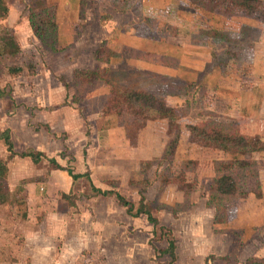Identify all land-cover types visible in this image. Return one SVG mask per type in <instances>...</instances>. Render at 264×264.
I'll return each mask as SVG.
<instances>
[{"label":"rangeland","instance_id":"1","mask_svg":"<svg viewBox=\"0 0 264 264\" xmlns=\"http://www.w3.org/2000/svg\"><path fill=\"white\" fill-rule=\"evenodd\" d=\"M7 1L13 4L18 11L15 14L23 10V14H27L29 20L28 9L32 0ZM50 1L53 3L52 0ZM201 1L86 0L83 15L79 6L75 20L70 18L60 20L62 31L58 41L63 47L61 52L52 53L46 50L38 39L35 40V36L32 40L28 39L24 50L17 58L0 63V76L4 74L2 86H4L5 93L16 92L17 97H22L21 102L28 104H33L35 101L28 99L30 95L43 94L45 96L51 93L55 104L67 105L68 109L78 111L85 119L89 139L92 137L97 139V136L102 135L98 129H109L119 124L125 127L126 132L128 131L132 144L141 142L140 144L145 146L149 157L155 152L159 155L150 157L137 169L130 168L127 164L121 166L124 175L127 178L130 177L127 188L116 189L119 188L117 180H113L112 184L106 183L107 186L100 183V180L98 183L99 186L104 187L102 189L125 192L124 196L135 200L137 206L141 197L139 192L147 188L145 197L153 210V215L159 220V227L170 230V237L167 236L166 230L154 228L152 224H149L146 217H141V221L138 220L141 227L139 230L133 232L136 226L128 227L126 235H133L138 238L139 243H144L136 249L140 252L149 251L153 255L151 260L154 264H170V257L161 253L168 247L169 238L175 240L176 252L180 254L174 264H187L186 254L190 251L197 252L198 256H201L200 251H205L202 247L208 246L214 251L218 249H220L219 252L225 251L226 244L219 248L222 236L229 237V249H227L226 256L210 254L205 257V263L210 258L213 264H226V262L238 264L240 252L250 255L254 252V246L263 245L264 247V228H247V230L240 228L243 221H240L238 210L241 206H249V201L242 202L238 195L220 197L214 193L213 179L217 174L213 161L234 162L236 161L235 155L228 157L218 151L202 150L198 143L199 139L193 136L191 139L190 132L182 128L174 158L171 161L161 162L160 151L164 142L166 144L167 141L164 133L154 132L153 129L141 133L143 130H140L141 122L136 120L118 122L110 119L104 122L105 120L102 119L104 117L102 107L107 104L108 100L116 99L119 96L118 93H127L137 88L159 96L160 94L165 95L171 104L183 107L188 115L184 118V123L189 122L211 132L220 131L228 135L250 138L248 137L251 135L249 125L253 122L240 121L236 115V102L228 110L224 109L226 105L224 100L222 101L217 93L212 92L220 85L216 82L211 83L210 80L209 83L206 81L214 67L213 59H211L212 62L208 60L206 63L205 60L210 55L207 48L216 50L218 46L228 45V49L221 52L219 57L215 56L220 73L225 70L223 69L225 66L222 67L223 63L237 60L238 50H235L237 43H241L242 46L252 45L260 38V32L257 28H252L253 26L248 22L243 23L242 26L240 23L233 29L240 31L241 36H235L232 31L227 44L224 43L226 40L223 35H217L212 27H207V24L214 22L221 28L223 20L210 21L199 17V19L193 16L186 17V15L181 17L177 11L178 8L184 10V7L190 6L191 3H198V6L202 7V12L211 9L214 12L226 13V17L243 13L250 15L251 18L264 21V10L260 9L250 14L232 8L217 7L214 4L199 5ZM125 4L128 5L127 11L122 9ZM19 16L21 17L20 14ZM22 21V18L12 19L10 23L18 24ZM190 24L196 26L190 28ZM194 31H196V37L193 35ZM23 35L24 40L30 37L27 34ZM193 43L202 44L203 46H199L201 51L193 53L194 55L186 52L184 62H179L177 56L180 57L181 53L172 48L178 46L189 48ZM100 48L101 51L102 49H113L115 54L113 55L111 51L108 62L105 61L104 56H102L103 62L98 61L95 53ZM192 61L201 62L202 65L198 66L200 70L197 69L200 72L199 75H192L189 72L192 69ZM13 66L23 67V73L16 77L11 76L8 68ZM78 70H94L100 79L94 80L90 76L88 79L82 77L83 80H78L76 79ZM64 93L68 95L66 98L62 97ZM25 98L28 100H23ZM120 99L117 101L120 102ZM211 102L214 103L213 108L209 105ZM32 126L35 127V125ZM164 126L166 127L165 124ZM104 133L106 134L105 131ZM102 153L105 154V151L103 150ZM63 154L65 157H60L63 167L73 168L75 171L83 168L86 172L88 171V165L82 161L77 167V161L67 148ZM83 155L86 159L85 150ZM237 157L243 158L242 155ZM254 158L255 156L252 160L247 159L254 162ZM256 171L257 165H253L234 166L225 172L230 173L237 180L240 192L241 190L249 192L251 189L257 191L259 184ZM96 181L98 182V179ZM186 184H190L191 187L190 185L187 187ZM71 191L75 193L71 197L74 200H78L81 193H87L88 198L96 195L92 190L91 181L87 178L76 181ZM111 197L96 196L95 202L92 200L85 201L84 204L80 202V206H74L70 212L66 213L65 227H60L59 217L62 218V213L50 216L48 209L37 213L39 222L44 221L41 225L35 222L28 223L26 217H23L27 210L24 198L17 200L9 196L5 205L0 206V264H109L111 262L109 251H114L115 247V244L111 243L114 241L113 238L111 240L109 238L125 235L123 229H126L127 218L124 214L116 215L114 212L112 215L115 219L110 220L107 208L116 203ZM64 201L67 205L68 202ZM13 202L18 204L17 212L13 207ZM91 202H94L97 207L94 214L87 206L91 205L88 204ZM61 205L64 209L65 205ZM84 205L87 206L92 217L83 215L88 216V212L81 208ZM98 220L101 227L100 236L104 242L100 245L90 243L86 250L87 245L83 244L84 239L93 241L94 237L98 236L92 226H89L88 221L98 222ZM65 235L67 237L60 243V237ZM52 237L59 239L57 241ZM254 237L258 238L256 245L252 242ZM196 238L203 239L201 241ZM62 250H66L72 258L70 260L61 258L60 251ZM80 251L83 252V256L75 259L77 252ZM221 258L225 260L222 262ZM251 258L248 257L245 262L247 263ZM192 262L199 263V258H193Z\"/></svg>","mask_w":264,"mask_h":264},{"label":"crops","instance_id":"2","mask_svg":"<svg viewBox=\"0 0 264 264\" xmlns=\"http://www.w3.org/2000/svg\"><path fill=\"white\" fill-rule=\"evenodd\" d=\"M4 1L9 7V15L7 18H5V20L0 22V25L13 30L21 51H23L25 48V43H28V39L32 40L35 38V35H33L34 33L31 30L27 14L24 15L23 10H21L19 13L21 15L20 17L19 14H15L17 10L13 7V4H10V2L7 0ZM52 1L57 4V23L59 26L58 35L60 36L62 31V23L60 20L62 18H70L75 20L78 16L77 11L79 10L80 0ZM260 1L264 3V0ZM122 9L127 11L128 5L125 4ZM204 11L205 12H202V7L198 6V4L191 3L190 6L186 5L184 10L182 8H178L177 13L181 17L186 15V17L193 16L210 21L223 20L221 28H219L220 26L216 25L214 22H212L210 25L207 24V27H212V30H214L215 34L223 35L224 40H226L224 43L227 44V39L230 38L229 36L231 35L232 31V33H235V36L240 35V31H234L233 29V27H238L240 23H242V26L243 23L248 22L251 26H253L252 28L255 27L260 32V38L252 45L250 44L242 46L241 43H237L238 45L235 47V50H238L236 53L237 60H231L223 63L222 67L225 66V68H223L225 70L220 71V73L218 71L219 64L215 62V56L219 57L221 52L228 49V45L226 47L218 46V49L216 50L207 48V52H210V55L207 56L205 63L208 62V60L209 62H212L211 59H213L212 64L214 67L211 71V74H209V76L206 78V81L209 83L210 80L211 83L216 82L220 85L219 88H215V90L212 92L217 93V95L222 98V101L224 100L226 104L224 109L228 110L231 105L234 106L236 102V115L239 117L240 121L243 123H249V120L253 122L252 125H249V131L251 132V135H248V137L264 141V21L259 20L258 18H251L250 15L243 13L235 14L232 17H226V13L224 12H214L211 9ZM21 18L23 21L18 24L10 23L12 19L19 20ZM196 22L199 23L198 20H196ZM194 26L196 25L190 24V28H193ZM227 26L228 28H226ZM68 28L71 29V27ZM28 31L30 33H28ZM23 34H27V36L30 37H27V39L24 40ZM193 35H196V31L193 32ZM138 37L141 38L140 36ZM35 40L37 41V38H35ZM191 46L189 48L183 46L172 48L174 51L181 53L180 57L177 56L179 62H184L186 52H191L192 54L198 53L201 51L199 46L203 45L193 43ZM217 51L218 53H216ZM1 53L2 46L0 45V54ZM191 64L192 69L189 72L192 75H199L200 72L198 70L200 69L198 66L202 65L201 62L192 61ZM177 67L178 69H181V67ZM230 69L236 70L231 71ZM2 77H4V74L0 76V134L5 131H9L14 152L21 153L32 149L34 151L43 153V155L46 157L38 164H35L30 158H20L18 156L10 158L11 153L8 151L5 142L0 140V161H6L8 167L6 186L0 187V206L5 205L6 199L9 196L17 200L24 198L27 210L26 215H23V217H26L28 223L35 222V224L41 225L44 221L42 220L39 222L37 213L43 211L44 209H48L50 210L48 213H51L50 216H55L54 214L62 213V218L59 217V226L65 227L66 213L70 212V209L74 208V206H80V202L84 204L85 201H96V196H101L92 195V197L88 198V195H86L87 193H81L80 197L78 196V200L75 199L74 206H69V204L66 205L64 200L60 202L61 194L75 195L71 189L76 181H73L72 177L67 171L52 169L49 159H54L58 164L63 166V161L60 157H65L63 152H65L66 148L73 154L75 160L77 161V167L81 161L84 162L85 165H88L87 172L90 174L91 187H95L96 189H100L102 191L114 190L102 189L104 187L98 185L99 180L100 183H103L105 186H107L108 183L112 184L113 180H117L119 183L116 184L119 185V188L116 189L119 190L129 186L130 177L127 178L126 175H124L125 173L123 171V167H121L124 164H127L130 168L133 167V169H137L143 162H147L150 157L159 156L156 155L155 152L153 153L154 155L152 154L149 157L145 146L140 144L141 142H138L135 145L132 144L133 142L129 140L130 137L128 131L126 132L125 127L120 126L119 124H116L109 129H98L102 135L97 136V139H94L92 136V138L89 139L85 119L81 117L78 111L76 112L74 110L68 109V106L63 105L62 103L55 104L54 96L51 93L45 94V96H43V94H35V96L30 95L28 99L33 101L35 100L33 104L21 102L22 97H17L16 92H11L10 94L5 93L4 86H2ZM135 90L138 89L135 88ZM67 96L68 95L64 93L62 97L66 98ZM28 99L25 98L23 100ZM212 104L214 103L211 102V104H209L211 108L214 106ZM30 106H33V108ZM35 106L36 108L34 109ZM106 121L108 120L106 119ZM32 125H35V127ZM149 129H153L154 132L164 133L165 135V126L161 121L149 122L141 133L147 132ZM83 149L87 152L86 159L83 155ZM103 150L105 151V154L102 153ZM164 150L165 142L160 151L161 154L159 153L160 157H162ZM253 160L256 161L257 165L261 197L257 198L255 195L251 194L247 199L249 201V206H241L240 210H238V212L240 211V221H243V224L240 226V228L245 230H247V228H264V152L257 154ZM23 166H25L24 169ZM71 169L75 174L78 175H83L86 172L83 168H81L82 170L77 169L76 171L73 168ZM83 179L84 177L80 178L79 180ZM96 179H98V182ZM114 192H118L122 196H124L125 193L119 192L117 190ZM80 198L82 200H79ZM111 198H114L112 200L114 202L116 201V203L107 208V214L111 217L110 220L115 219L113 218L114 215H112L114 212L116 215L124 214L127 216V218L125 223L126 229H123L125 235L109 238L110 240L113 238L114 241H111V243L115 244L114 251H109V259L111 260L109 264H154L151 260L153 255L149 253V251L140 252L136 249V247L143 246L144 243H139L137 240L138 238L133 237V235H126L128 227L133 228V226H136L135 229H133V232H135L134 230H139L141 227L139 226L138 220L141 221L140 218L146 216L142 215L138 218H134L128 215L126 209L119 205L116 197L113 196ZM126 199L133 202L134 204L136 203L135 200H130L128 198ZM94 202L88 203L91 205H87L91 208V213L93 214L97 210V207L95 206L96 204H94ZM59 204H64V209H62V205L59 206ZM87 206L84 205L81 208L88 212V216L86 214L83 215L90 217L91 214ZM13 207L17 212L18 204L16 202H13ZM88 224L89 226H92V228L98 233L99 237L95 236L93 241H86L84 239L83 244L87 245L86 250L89 248L88 244L90 243H96L100 245L104 242L103 238L100 236L101 227L99 220L98 222L88 221ZM66 237L67 236L65 235L60 237V239L58 237L52 238L57 239V241L59 239V242L62 243ZM141 238L143 239V237ZM202 239L203 238H196V240L201 241ZM220 239L221 245L219 248L226 244L225 251L222 250L219 252L220 249L214 251L208 246L202 247L205 251H200L201 256H198L197 252L190 251L186 254L188 260L187 264H195L192 262L193 258H199V263L197 262L196 264H206L205 257L209 256L210 254L216 256H226L227 249H229V237L222 236ZM257 239L258 238L256 237L253 238L252 242L254 245L258 243ZM205 240L207 239L205 238ZM224 240L225 243H223ZM197 242L198 241H196V243ZM109 243L110 242L108 241V244ZM259 247L254 246V252L250 255L240 252L238 264H247L245 261L248 257L261 259L264 258V247L263 245H260ZM221 249H223V247ZM60 252L61 258L63 257L69 260L72 258L66 250H62ZM80 256H83V252L81 251L77 252L74 258L79 259ZM179 257L180 254L176 252V260Z\"/></svg>","mask_w":264,"mask_h":264},{"label":"trees","instance_id":"3","mask_svg":"<svg viewBox=\"0 0 264 264\" xmlns=\"http://www.w3.org/2000/svg\"><path fill=\"white\" fill-rule=\"evenodd\" d=\"M86 0H80V8L83 15L84 6ZM214 4L217 7H226L239 10L240 12L250 13L255 11L264 10V3L260 0H202L201 4ZM198 4V3H197ZM29 22L32 31L36 38L41 42L42 46L52 52L57 53L63 50V47L59 45V26L57 23V4L52 3L50 0H32L29 5ZM264 13V12H263ZM9 15V7L4 0H0V22L5 20ZM0 45L2 46V53L0 54V63L3 61L13 60L21 53V48L14 35L13 30L5 28L0 25ZM115 52L109 49H98L95 53V57L98 61H102L104 56L105 61L108 62L111 54ZM101 54V56H100ZM112 55V56H113ZM107 56V57H106ZM109 57V58H108ZM24 71L21 66H13L8 68V73L11 76H19ZM92 76L94 80L100 79L96 71H76V79L80 80L82 77L89 78ZM83 80V79H82ZM93 80V81H94ZM116 99L107 101V104L102 107L104 119L106 121L114 119L116 121L136 120L140 121V130L144 129L151 121H161L166 125L165 136L167 141L165 144V150L161 157L162 161H171L174 158L177 151L180 137L182 134V128H186L190 132L191 139L196 137L199 139V146L202 150H214L222 153L224 156L235 155L234 162L229 160L225 161H213L214 169L217 176L213 179L214 193L220 197H234L240 196L242 202L246 201L251 194L257 198L261 197L260 184L258 178V172L256 173V179L258 180V188L244 192L239 191V184L237 180L225 171L233 168L234 166L249 167L256 166V161H250L257 154L264 152V141L259 139L246 138L239 135H228L222 132H211L203 128L197 127L189 122L184 123V118L188 117L183 107L174 106L168 100L165 95H156L152 92L145 90H130L127 93H118ZM121 99H120V98ZM121 100L118 102L117 100ZM115 101V103H114ZM108 117V118H107ZM193 136V137H192ZM0 140H3L7 146L8 151L11 153V157L18 156L20 158H30L35 164L40 163L45 159V155L41 152L34 151L32 149L26 150L21 153L14 152L13 143L10 138L9 131H5L0 134ZM194 143V141H191ZM242 155L243 158L237 157ZM250 158V159H247ZM49 163L52 169L64 170L69 173L73 181H77L80 178H87L90 181V174L87 172L83 175H78L73 172L72 169L65 168L58 164L54 159H49ZM8 167L6 161H0V187L6 186ZM190 185V184H189ZM189 185L186 184L188 187ZM191 187V185H190ZM93 192L96 195L104 197L115 196L119 205L126 209L128 215L138 218L142 215L146 216L148 222L153 225L154 228H162L166 230L167 236L170 237V230L159 227V220L153 215L151 206L146 202L145 193L147 188L140 193V200L138 206L133 202L127 200L118 192L114 191H102L92 187ZM72 195H60V202L66 200L69 206L75 205V200L71 198ZM240 201V202H241ZM60 206V205H59ZM168 230V231H167ZM176 242L173 238L168 239V247L161 251L163 255L170 257V264L176 261ZM224 261V258H221ZM206 264H213L209 258ZM226 264H231L226 262ZM247 264H264V258H251Z\"/></svg>","mask_w":264,"mask_h":264}]
</instances>
